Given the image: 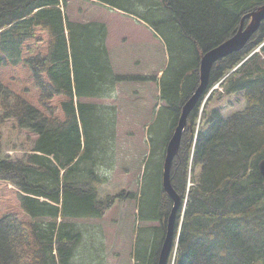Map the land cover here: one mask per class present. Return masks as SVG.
<instances>
[{"label": "trees", "instance_id": "16d2710c", "mask_svg": "<svg viewBox=\"0 0 264 264\" xmlns=\"http://www.w3.org/2000/svg\"><path fill=\"white\" fill-rule=\"evenodd\" d=\"M97 2L134 16L164 42L169 63L160 80V98L175 115L173 131L183 105L199 87L201 57L231 38L241 18L264 5V0ZM67 7L66 0H0V71L8 64L25 63L40 105L28 103L0 80V181L19 189V203L31 219L26 222L8 214L0 220V264H71L82 233L68 221L101 218L113 202L100 198L107 176L98 175L95 166L97 158L109 159L115 108L82 100L113 98L116 86L131 78L114 74L107 26L71 22ZM40 32L48 37V51L25 60L26 44L35 42ZM260 52L264 53V22L242 51L214 66L209 89L189 118L175 159L184 183L180 188L173 185L186 206L177 222L169 264H264V180L258 169L264 160ZM217 84L226 94L244 92L247 108L226 120L218 116L204 132L201 125L209 98L200 118L199 108ZM59 97L65 100L53 105ZM161 110L149 136L165 129ZM10 119L38 137L31 154L15 161L3 154L1 142V128ZM199 166L197 180L193 171ZM160 170L161 164L153 176L155 195L139 211L142 221L159 222L161 232L150 254L153 260L144 264H157L172 209ZM189 175L193 185L187 192Z\"/></svg>", "mask_w": 264, "mask_h": 264}, {"label": "rangeland", "instance_id": "374dc122", "mask_svg": "<svg viewBox=\"0 0 264 264\" xmlns=\"http://www.w3.org/2000/svg\"><path fill=\"white\" fill-rule=\"evenodd\" d=\"M66 1L68 7L65 14L71 22L84 25L100 23L107 26L109 32L107 50L112 53V56L117 50L114 49L116 36L120 37L129 32L119 29H113L112 32L109 30L111 24L115 22L114 14L137 20L134 16L113 9L97 2V0ZM137 23L130 27V32H133L137 38L145 39L149 43L147 41L149 36H147L146 31L150 35L154 31L148 25L141 23L139 26ZM154 36L159 39H155L158 42L155 47L157 48L155 56L159 58V68L140 71L133 69L130 64L125 67L118 61L117 64L111 61L115 75H125L131 80L116 86L115 97L113 98L82 100L86 103L115 108L116 126L114 138L109 145V159L102 161V159L97 158L95 166L98 175L107 176L106 182L100 187L99 196L102 200L111 198L113 202L110 209L101 218H80L68 221L70 224H75L77 230L82 233L81 242L75 251L71 264H137V259H140L141 264H144V262H148L147 260H153L150 258V254L160 242V223L142 221L139 212L142 206L147 208L145 200L152 198L156 193V189L152 186L154 185L153 176L155 177L160 164L159 173L162 182L166 155L165 147L170 139V134L173 133L172 124L175 118V115L171 116L170 112L166 110L168 108L167 103L160 98V80L163 71L168 66L169 56L164 42L158 36ZM160 42L164 48V59H162ZM48 46L47 35L40 32L39 38L35 42L26 44L25 52H23L24 59L28 60L31 57L45 54L48 51ZM129 52V49L118 51L123 62L127 60ZM259 54L261 60L264 61V53L260 52ZM24 64L5 65L0 71V80L6 88L11 89L27 100L28 103L39 108V92L35 86L34 78H32L33 74ZM136 64L138 65L137 62ZM134 77L141 78L140 80H132ZM212 90L215 92L209 95ZM212 90L206 95V98L209 95V100L205 107L206 116L201 125L204 132L215 123L214 119L218 116L226 120L237 113L244 112L247 108L244 92L226 94L218 84ZM63 100L65 99L59 97L53 101V105L60 106ZM204 101L201 107H203ZM161 108L162 123H164L165 129L160 134L155 133L149 136V129L154 125ZM199 109L200 115L202 109ZM1 129L3 134L1 142L5 156L15 161L31 154L38 138L35 133L27 129H19L17 122L13 119L8 120ZM110 133L112 132L110 131ZM152 149L154 150L153 156H151ZM175 162L171 172L172 185L180 188L184 183V175L182 167L177 166ZM147 164L149 165L148 168ZM190 168L189 165V171ZM193 172L198 180L202 167H197ZM185 185H193L190 176L186 179ZM19 195L18 188L5 181H0V220L8 214H15L26 222L31 220L21 208ZM167 200L172 205L170 199L167 198ZM183 212L184 210L181 217Z\"/></svg>", "mask_w": 264, "mask_h": 264}, {"label": "water", "instance_id": "95a60500", "mask_svg": "<svg viewBox=\"0 0 264 264\" xmlns=\"http://www.w3.org/2000/svg\"><path fill=\"white\" fill-rule=\"evenodd\" d=\"M264 22V5H261L254 11L249 12L242 18L241 25L235 34L218 45L217 47L207 51L203 57H201L200 64V83L191 98L183 105L178 123L173 133L170 136L168 144L166 146V155L163 165L162 187L166 194V198H169L172 202V209L169 217L166 234L164 235L163 245L159 252L157 264H168L169 259L172 257V253L175 246V238L177 234L178 221L182 214V209L186 206L182 195L172 185V169L176 157L178 158L181 150L183 138L188 128V121L190 116L194 113L198 107L203 95H205L210 86L211 72L214 66L221 60L225 59L232 54L242 51L254 35L259 31L261 25ZM258 169L260 175L264 180V160H262Z\"/></svg>", "mask_w": 264, "mask_h": 264}, {"label": "crops", "instance_id": "0c3cea01", "mask_svg": "<svg viewBox=\"0 0 264 264\" xmlns=\"http://www.w3.org/2000/svg\"><path fill=\"white\" fill-rule=\"evenodd\" d=\"M115 15V22L111 24V29L109 30L112 32L113 29H119L122 31H129L128 33H124L123 36L117 37L115 40V48L117 49L112 56V53H109L110 61L117 64V61L120 62L125 67L128 66V64L132 65L133 69L144 71L149 69H156L159 68L158 66V60L155 56V53L157 52V48H155L158 45L157 39L154 35L152 37V34L146 31L147 36H149V40H147L149 43L145 41V39H139L135 36L133 32H130L131 26L135 25L134 23H137L136 20L130 19L128 17H125L123 15ZM139 26H141V23H137ZM145 25V24H144ZM147 26V25H146ZM152 31V30H151ZM153 32V31H152ZM110 38V36H109ZM156 39V40H155ZM108 40V39H107ZM109 42V40H108ZM162 42H160V48H162V59H164V48L163 45H161ZM108 48V46H107ZM129 49L128 58L123 62L122 57H119L118 51ZM109 51V50H108ZM138 63V65L136 64Z\"/></svg>", "mask_w": 264, "mask_h": 264}, {"label": "bare ground", "instance_id": "6f19581e", "mask_svg": "<svg viewBox=\"0 0 264 264\" xmlns=\"http://www.w3.org/2000/svg\"><path fill=\"white\" fill-rule=\"evenodd\" d=\"M241 19H242V18H241ZM241 22H242V21H241ZM224 42H225V41H224ZM200 77H201V76H200ZM218 85H220V84H218ZM210 94H211V93H210ZM210 94H209V95H210ZM209 95H208L207 98L205 97V98H206L205 101L203 100V101H204L203 107L205 106V103H206V101L208 100ZM203 97H204V96H203ZM205 98H204V99H205ZM202 103H203V102H202ZM202 103H201V105H202ZM203 107H200V108L202 109L201 114H202V112H203V110H204ZM199 110H200V109H199ZM201 114L199 115L200 117H201ZM175 128H176V127H175ZM196 133H198V130L196 131ZM196 133H194V134L197 135ZM189 176H190V175H189ZM162 188H163V187H162ZM189 188H190V185H189V186L187 185V191L189 190ZM163 192H164V191H163ZM163 240H164V239H163ZM162 245H163V241H162L161 247H162ZM161 247H160V248H161ZM160 250H161V249H160ZM169 260H170V259H169ZM157 263H158V261H157ZM168 264H169V263H168Z\"/></svg>", "mask_w": 264, "mask_h": 264}]
</instances>
